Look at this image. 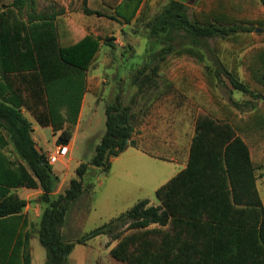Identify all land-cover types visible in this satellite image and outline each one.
<instances>
[{
  "label": "trees",
  "instance_id": "1",
  "mask_svg": "<svg viewBox=\"0 0 264 264\" xmlns=\"http://www.w3.org/2000/svg\"><path fill=\"white\" fill-rule=\"evenodd\" d=\"M91 4L93 8L88 6V0H84L86 14L121 24H132L142 19V15L145 18L150 9L148 0H92ZM229 4L233 9L242 10L264 4V0H215L209 9L200 11L204 20L191 17L184 1L170 0L154 18L151 34L156 37L163 32L170 35L173 30H183L193 44L203 47L205 39L212 37L225 39L233 35L240 41L236 34L241 31L240 22L264 26V17L254 21L228 13ZM9 7L27 14L30 21L55 19L63 13L39 12L36 0H14ZM6 21L0 16V47L5 42ZM102 25H96V35H86L77 42L71 39L70 46L61 45L62 60L86 70L99 57L103 45L114 47L115 37L109 33L113 31L112 25L106 28ZM56 30L62 38L60 27ZM242 31L249 34L252 28L244 27ZM239 45L229 50L230 70L220 59L215 65L207 66L208 82L215 88L216 80L225 73L234 89L264 100V46L248 50L253 45L251 40ZM173 50L169 44L159 54L163 58ZM186 51L201 59L204 57L199 50L187 48ZM240 65L246 70L248 82L240 78ZM144 69L136 75V81L141 79ZM145 78L143 83L147 84L151 77ZM138 87L141 92L150 91L149 86ZM234 105L237 102L234 101ZM78 111L75 107L73 120ZM132 118L129 107L123 105L120 97L110 103L106 108V132L96 145L94 156L89 162H81L76 168V176L54 195L59 176L53 171L47 155L36 148L31 123L16 106L0 99V125L7 127L16 150L44 190L45 207L39 237L48 252L46 264H67L76 244L100 234L118 241L111 254L128 264H264V205L256 183V171L264 166V109L260 107L244 117L229 104L221 103L218 110L200 115L188 166L156 191L161 204H151L149 199L140 200L126 214L121 213L84 236L72 241L64 239L61 228L68 209L83 193L84 178L91 166L108 172L112 157L135 145ZM71 137L70 129L63 130L59 142L68 143ZM6 182L10 187L23 183L21 180ZM25 205L26 201L16 194L5 196L0 201V216L18 213ZM127 215L132 219L128 229L135 231L129 235L116 232L117 223ZM154 224L160 228H151ZM25 264H31L28 251Z\"/></svg>",
  "mask_w": 264,
  "mask_h": 264
},
{
  "label": "crops",
  "instance_id": "2",
  "mask_svg": "<svg viewBox=\"0 0 264 264\" xmlns=\"http://www.w3.org/2000/svg\"><path fill=\"white\" fill-rule=\"evenodd\" d=\"M91 2L88 0V6L93 8ZM140 10L141 7L134 20ZM74 14L68 9L55 19L30 21L25 13L0 10V16L7 20L4 27L7 30L3 38L5 42L0 47V99L16 106L29 120L36 148L46 155L55 149H44L40 137L43 129L52 131L55 148L61 143L59 138L62 131L70 129L72 137L68 144L71 154L80 135L83 114L89 112L91 116L95 115L100 100L104 97L109 100L106 94L113 98L106 108L118 96L117 87L109 82L110 75L107 74L108 70L112 71L113 77L118 78L115 73L121 65L117 61L97 58L84 70L62 60L61 45L70 46L72 41L77 42L89 34H98L96 24L100 18L97 15H88L84 10L78 12L77 16ZM88 19L94 26L90 31L82 26ZM113 23L118 24L119 29L131 25L117 21ZM56 27H60L62 38H59ZM112 33H115L114 30ZM125 78L128 75L120 79ZM130 78L135 77L130 74ZM132 90L127 103L123 105L129 107L133 117L132 139L135 145L112 157L111 169L98 182L96 199H105L107 203L104 208L110 211L130 210L143 199L155 203L156 191L188 166L198 117L210 113L200 111L196 116V99L184 92H141L134 84ZM74 93L79 103H70ZM89 93H93L96 99L92 98L89 102ZM75 107L79 111L73 120ZM57 115L62 119L56 118ZM105 132L91 129L83 135L94 154ZM69 154L63 160L67 165L75 160ZM92 157L81 160L79 164L89 162ZM9 180H21L23 183L10 187L6 182ZM67 182L66 176L62 179L59 177L58 187L53 194L61 192ZM43 193L34 173L16 150L7 127L0 125V201L10 194H16L26 201L22 211L0 216V264H25L27 251L31 264L47 263L48 252L39 237L40 220L45 207ZM61 231L65 240L72 241L91 230L78 229L74 232L73 226L65 219ZM117 243L107 234L97 235L85 243L76 244L67 264H128L112 256L111 250Z\"/></svg>",
  "mask_w": 264,
  "mask_h": 264
},
{
  "label": "rangeland",
  "instance_id": "3",
  "mask_svg": "<svg viewBox=\"0 0 264 264\" xmlns=\"http://www.w3.org/2000/svg\"><path fill=\"white\" fill-rule=\"evenodd\" d=\"M14 0H0V10L9 11L14 10L9 6ZM170 0H148L150 9L147 10L145 18L142 15V19L133 22L131 25H127L122 29H119L118 24H114L108 19H99L97 24H103L105 28L112 25V30L115 33L110 34L114 36V47L104 46L103 51L100 52L98 58L115 60L121 66L117 68V79L113 77V72L109 71V82L117 87V97L123 98V104L127 103L130 92L133 91V84L136 86H149V89L153 92L160 91H177L184 92L187 96L196 99V116L200 111H214L220 108L221 103L229 104L239 114L247 117L255 108L264 109V100L259 98H253L251 95L244 93L240 90L234 89L230 83L229 77L222 73L220 78L217 79V85L214 88L210 86L206 77L209 67L208 65H215L217 60H221L224 65L230 70L231 56L229 50L234 46H240L239 44L248 43L252 41L251 47L264 46V26L258 23H245L240 22V32L236 34L240 37L237 41L233 35L221 39L218 37L207 38L204 41V45L197 46L192 43V40L186 35L183 30H173L170 35L167 33H161L159 36H153L151 34V26L154 22L156 15L162 11L163 7ZM188 6V13L191 17L204 20L200 11L202 9H209L215 0H182ZM226 1V0H225ZM228 4V2H227ZM36 6L39 12H46V10H54L59 12L71 11L75 12L74 16L83 12L84 3L83 0H36ZM227 11L240 19L257 20L264 17V4L246 7L242 10L233 9L229 4L227 5ZM27 17V14H25ZM89 21L82 26L87 30H93V22ZM96 24V25H97ZM114 24V25H113ZM244 27H251L252 32L249 34L243 32ZM111 33V32H109ZM172 45L174 50L161 57L159 54L161 50ZM187 48H191L194 51L199 50L203 53L204 57L201 59L196 54L188 53ZM242 54L239 55V59ZM145 65L147 66L144 69ZM158 66L154 70V67ZM140 80L136 81L134 78H130V74L136 77L141 70ZM240 78L244 82H248L245 68L239 66ZM128 75V78L120 79ZM150 76L151 80H147V84L143 83L145 76ZM143 84V85H142ZM253 87H256L252 84ZM109 100H112V95H107ZM94 97L93 93H89V102ZM109 100L104 97L100 100V106L98 112L95 115L84 113L80 122V135L76 139L74 144V150L69 156L75 160L71 164L67 165L65 161L61 160L52 164V168L58 173L60 179L64 176L67 177L68 183L76 176V167L79 166L81 160L91 158L94 154V150L87 146V142L83 139V135L91 129L98 130L99 133L106 130V113L105 108ZM79 98L74 93L73 103H79ZM234 101L237 105H234ZM88 108V107H87ZM88 111V109H86ZM216 112V111H215ZM59 117V116H57ZM75 129V128H74ZM43 139L44 149L53 151L55 149L54 136L50 129H43L40 134ZM97 138H95L96 140ZM107 173L103 172L99 167H92L88 170L84 182L85 189L78 199L73 201L68 209L66 219L73 226V231L78 229L83 231L92 230L111 219L119 216L121 213L128 211H110L104 208L106 206V200L96 199L98 182L104 178ZM257 175V189L264 205V166L256 171ZM64 186L62 190L65 188ZM103 188H101L100 192ZM102 199V198H101ZM100 201V202H99ZM151 203V202H150ZM154 205L161 204L160 199L156 198ZM132 221L130 215L124 217L117 223L116 232L122 231L124 235H129L135 230L128 229L129 223ZM151 228H160L159 225L154 224ZM166 228V227H165ZM168 228V226H167ZM79 233V232H78Z\"/></svg>",
  "mask_w": 264,
  "mask_h": 264
},
{
  "label": "built area",
  "instance_id": "4",
  "mask_svg": "<svg viewBox=\"0 0 264 264\" xmlns=\"http://www.w3.org/2000/svg\"><path fill=\"white\" fill-rule=\"evenodd\" d=\"M70 152V145L68 143L57 144L55 150L47 155L49 164H55L58 161L64 160Z\"/></svg>",
  "mask_w": 264,
  "mask_h": 264
}]
</instances>
